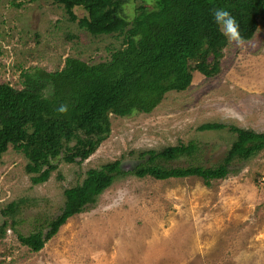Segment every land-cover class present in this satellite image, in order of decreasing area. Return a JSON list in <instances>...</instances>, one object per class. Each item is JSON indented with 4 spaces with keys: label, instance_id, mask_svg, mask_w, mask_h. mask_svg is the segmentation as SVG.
Instances as JSON below:
<instances>
[{
    "label": "rangeland",
    "instance_id": "rangeland-1",
    "mask_svg": "<svg viewBox=\"0 0 264 264\" xmlns=\"http://www.w3.org/2000/svg\"><path fill=\"white\" fill-rule=\"evenodd\" d=\"M142 3L131 0L124 10L134 12ZM74 11L85 15L81 7ZM111 43L117 40L90 35L54 0H0V82L21 87L22 68L53 71L68 55L90 63L104 60ZM221 68L211 78L194 71L187 90L167 93L149 113L111 115L110 134L81 166L67 163L59 145L62 153L51 159L57 168L42 184L31 185L24 171L27 159L9 146L0 164V208L23 198L18 229L29 232L60 213L63 189L79 179V172L116 159L122 170H132L144 160L134 150L192 140L198 145L194 156L167 165L217 164L233 136L227 128L199 131V124L264 131L263 19L251 39L238 47L228 41ZM236 167L210 185L196 176L121 175L37 252L7 229L0 239V264H264V149Z\"/></svg>",
    "mask_w": 264,
    "mask_h": 264
},
{
    "label": "trees",
    "instance_id": "trees-1",
    "mask_svg": "<svg viewBox=\"0 0 264 264\" xmlns=\"http://www.w3.org/2000/svg\"><path fill=\"white\" fill-rule=\"evenodd\" d=\"M54 1L90 35L112 36L117 44L106 47L109 54L104 60L90 63L68 55L53 71L38 66L22 68L21 87L0 82V164L9 146L21 151L27 159L24 171L31 185L46 182L57 168L51 159L62 153L59 145L67 163L81 166L110 134L111 115L151 112L167 93L187 90L194 71L204 78L218 75L228 39L214 22L213 8L230 12L244 41L254 36L259 20H264V0H143L134 12L124 10L131 0ZM80 7L85 11L82 17L74 11ZM50 86L54 88L51 94ZM60 105H67L66 114L57 112ZM223 128L233 139L222 160L214 165L191 161L185 166L167 165L194 156L198 145L191 140L134 150L135 157L144 160L129 171L122 170L116 159L79 172V179L63 189L60 213L29 232L18 229L23 222L24 199H13L0 208V239L11 229L22 245L37 252L60 225L93 205L121 175L159 180L196 176L210 185L212 180L237 172L238 163L264 149V131L218 122H203L196 129Z\"/></svg>",
    "mask_w": 264,
    "mask_h": 264
},
{
    "label": "clouds",
    "instance_id": "clouds-1",
    "mask_svg": "<svg viewBox=\"0 0 264 264\" xmlns=\"http://www.w3.org/2000/svg\"><path fill=\"white\" fill-rule=\"evenodd\" d=\"M212 15L214 22L220 26L222 34L228 39L230 43L238 47L244 42V38L241 36L239 30V24L237 23L236 19L230 14L229 11L223 8H213ZM53 91L54 88L50 86L49 94H51ZM67 111V105H60L57 108V112L60 114H66Z\"/></svg>",
    "mask_w": 264,
    "mask_h": 264
}]
</instances>
